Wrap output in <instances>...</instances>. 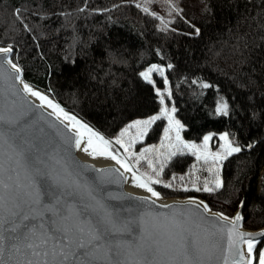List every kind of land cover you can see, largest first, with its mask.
Returning a JSON list of instances; mask_svg holds the SVG:
<instances>
[{
	"label": "trees",
	"instance_id": "obj_1",
	"mask_svg": "<svg viewBox=\"0 0 264 264\" xmlns=\"http://www.w3.org/2000/svg\"><path fill=\"white\" fill-rule=\"evenodd\" d=\"M142 1L0 0V46L12 48L27 83L105 136L158 111L156 87L163 82L140 73L162 65L183 137L227 131L241 151L221 161L222 187L213 192L184 191V184L160 189L201 196L225 214L241 204L243 225L263 226L264 0H174L182 12L164 24L162 15L142 10ZM221 100L227 115L216 111ZM163 125L156 120L147 140ZM166 167L179 181L205 179L188 152L176 153Z\"/></svg>",
	"mask_w": 264,
	"mask_h": 264
},
{
	"label": "water",
	"instance_id": "obj_2",
	"mask_svg": "<svg viewBox=\"0 0 264 264\" xmlns=\"http://www.w3.org/2000/svg\"><path fill=\"white\" fill-rule=\"evenodd\" d=\"M6 47L9 46H0ZM11 54L12 51L7 55L0 53V115L5 118L0 121V161L3 162L0 179L10 186H21L18 193L12 194L23 195L32 165L38 160L43 161L49 167H55L70 185L68 203L85 212L100 226L102 233L106 230L102 223L106 212L111 213L119 224L127 225V231L109 232L104 236L89 257L93 264H135L136 261L140 264H183L185 258L193 264H224L225 256L230 255L227 236L230 224L213 216L223 212L210 208L207 201L199 197H194L196 202L203 201L211 212L202 207L198 209L196 204H187L193 196L164 200L130 190L120 166L98 164L80 156L75 146L76 130L65 127L68 122L63 117L57 119L52 110L23 91L21 68L16 64L20 69L17 74L7 63L12 61ZM17 75L20 80L16 79ZM4 195L7 198L9 190H5ZM223 214L230 219L239 214L240 231L264 232V225L258 228L243 225L241 204L231 216ZM192 236L199 241L198 250L190 248L185 253L179 241L182 237ZM252 239L257 246L264 240V235H253ZM20 248L17 252L6 244L0 261L26 264L31 260L35 264L47 260L49 264H59L63 260L62 256L51 254V246L47 256L33 255L23 243ZM237 248L247 255L246 244H238ZM39 251L43 253L45 249ZM252 259L254 263L255 249Z\"/></svg>",
	"mask_w": 264,
	"mask_h": 264
},
{
	"label": "snow or ice",
	"instance_id": "obj_3",
	"mask_svg": "<svg viewBox=\"0 0 264 264\" xmlns=\"http://www.w3.org/2000/svg\"><path fill=\"white\" fill-rule=\"evenodd\" d=\"M141 7L140 4L136 5ZM169 7L171 11L180 14L182 9H179L169 0ZM142 10L146 13L149 12L148 7H143ZM19 14V13H17ZM151 15L156 16L155 13ZM162 24L164 20L162 17ZM169 21L168 23H170ZM196 33L199 34V29H196ZM12 51L11 47L0 48V53L7 55ZM11 65L12 69L18 74L20 72L19 67L12 63L11 60L7 61ZM171 67V65H169ZM154 71H159L161 74L163 70L153 65L150 69L140 73V75L151 82L150 74ZM17 80H20V76H16ZM23 83V81H21ZM167 84V80H165ZM202 87H209L208 84H203ZM167 90V89H165ZM23 91L30 93L32 96L37 97L41 105H47L53 110L57 119L63 117L69 123L65 127L75 129V146L81 147V139L85 132L88 133L87 144L84 146V151L91 155L107 156L114 160L125 171L132 172V168L129 166L127 156L125 159H120L118 155L114 154L110 148L112 141L106 140L102 135L94 132L88 125L83 124L74 115H70L59 104L54 103L47 96L43 95L39 91L33 90L27 83H23ZM157 94L161 96L160 103L164 105L163 94L157 89ZM216 111L227 115V104H221L217 107ZM175 112V108L169 110L166 107L160 108V114L149 117L145 120H136L128 124L121 130L120 135L116 137L115 144L124 149L128 156H135L137 163L141 159L145 158L146 153L155 151L157 158L161 155L159 148H144L141 149L139 155L129 151L132 145L137 140L143 139L147 133L149 127L162 116L168 120V127L164 129L165 136L162 138L161 148H167V158L176 155L177 151L183 149H189L196 156L197 160L203 159L205 163L211 161L212 166L208 168V172L214 176V179L203 181V188L197 186V180L190 181L192 184V190L213 192L222 187V181L219 176V169L216 167L222 160L233 153L240 152L241 149L237 146H233L231 141L228 140L227 135H222L221 140L225 141L221 145V151L211 152L207 149V143L210 139L209 136L204 137L203 151L200 146L195 144L185 143L181 136L180 130L183 125L175 120L172 113ZM5 118L0 115V121ZM11 122V121H10ZM137 129L135 136H129L130 129ZM175 133V142L165 144L163 141H171L172 137L169 133ZM125 137H128L125 140ZM2 139V136H0ZM172 149H175L173 151ZM18 155H21L18 153ZM148 167L155 171L152 160H148ZM163 170V162H161L160 171ZM160 171L155 172L157 178H153L151 175H147V178L137 177L133 172V183L135 186L146 189L154 197H159L160 193L155 191L152 184H160L162 181L158 179ZM3 172V162L0 161V173ZM180 180L183 181L184 177L181 176ZM165 187H172V185L165 184ZM20 185L10 186L0 179V254L3 253L6 244H10L11 247L19 252L21 250L20 244L23 243L24 247L31 250L32 254L39 256L49 255L48 248L51 246V254L53 256L59 255L63 257V260L59 264H93L89 257L92 255L93 250L99 247V242L104 238L107 233H118L121 231L129 230L127 225L119 224L109 212H106L102 223L106 226L105 232H101L100 226L94 223L85 212L75 209L74 205H71L67 201V197L71 195L69 192L70 185L67 183L65 177L56 170L55 167H49L43 161H37L32 165L29 175L27 177V183L24 185L23 195L12 194L20 191ZM184 191H188L186 185H182ZM9 190L10 195L6 198L4 191ZM187 204H196V207L203 208L205 211L211 212L208 205L200 201L196 202L194 197H190ZM243 203V202H242ZM161 207H172L170 205H161ZM214 218L219 221H228L230 227L227 228L228 236V249L230 255H226L224 258V264H253V252L256 248V241L252 239L253 235H264L261 233H248L240 231L238 225L241 221V216L237 214L234 218H229L223 213H214ZM223 230V229H221ZM180 247L184 249L185 253L191 249L198 250L199 241L195 236L191 238L182 237L179 241ZM238 244H246L247 255L237 248ZM45 249L43 253L39 249ZM71 257V260L69 259ZM0 264H3L0 261ZM26 264H34L29 260ZM35 264H49L47 260L40 262L36 261ZM135 264H140L136 261ZM174 264V262H173ZM183 264H193V262L185 258ZM258 264H264V250L258 252Z\"/></svg>",
	"mask_w": 264,
	"mask_h": 264
},
{
	"label": "rangeland",
	"instance_id": "obj_4",
	"mask_svg": "<svg viewBox=\"0 0 264 264\" xmlns=\"http://www.w3.org/2000/svg\"><path fill=\"white\" fill-rule=\"evenodd\" d=\"M174 2L175 1L172 0V3H174ZM141 3H142L141 5H143L144 7H148L149 10H153L154 12L158 13L159 15H162L163 19L166 20V21H169V19L176 13V12L170 10L169 0H143ZM153 65H155L158 68H160V69L163 70V73L162 74L159 71L152 72L150 74V80H151V82H155V79H158V80L161 79V81L163 82V86L156 87V91H157V89H159L160 92L163 94V98H164V105H161V103H160V107H159L158 111L155 112L154 114H152L150 116H146V117L133 118L132 120L126 122L123 126H121L111 136H105L104 134L98 132L93 127H91L90 125H88L86 122H83L81 119H79L76 115H74L70 111H68V112H70L71 114H73L83 124L88 125V127H90L94 132H97L100 135H102L106 140L112 141L110 150L114 154L118 155L119 158L122 159V160L125 159V157L127 156V161L126 162L132 168V172H135V174H136L137 177H142V178L146 179L147 178V175H151L153 178H157L155 176V172L156 171H160L161 162H163V170L160 171V176L158 177V179H160L162 181V183H160V184H152L151 186L158 193H160L163 197H167V198H170V197H183V196H167V195H164V193L161 190V189L169 190L168 187H165L164 186L165 184H169V183L173 187H175V188L178 187V186H180V184H184L186 186H192V184L190 183V181L193 180V179H196V177H197V175H195V174H194L193 177L192 176L189 177V176H186L185 175V176H183L184 177V180L183 181H181V180L179 181L177 179H174L172 177V175H169V171H168V167H166V163L173 156H171L170 158H167V152L169 150L167 148H161L160 147V145L162 143V138L165 136L164 129L166 127H168V120H167L166 117H163V116L161 117V119H163V121H164V125L162 127V130H161L160 135L156 139H149V140H147V135H148L149 130L152 128L151 127L153 125L152 124L149 127L147 133L144 135L143 139L137 140V142L134 145H132L131 148L129 149L130 152L139 155L140 152H141V149H144V148H159V151L161 153V155L159 156V158H157V153L155 151H153V152H150V153H146L145 154V158L144 159H141L139 161V163H137L135 156H128V154L125 153V151H124L123 148H121L119 145L115 144L116 137H118L120 135L121 130L124 129L128 124H130V123H132L133 121H136V120H145V119H148L151 116L159 115L160 114V108L162 106L168 108L169 110H171L172 108H175V106L173 105V103L171 101V98H170V89H169V86H168V84H165V80H167V79L164 77V72H165L164 71V67L162 65H158V64H150L145 69H143L142 72L147 71ZM165 89H167V90H165ZM160 100H161V96L159 95V101ZM221 104H226V103L223 100H221L220 102H218V104L216 106V109ZM172 115L174 116L175 120H178L179 121V119L177 118L175 112H173ZM183 127H184V125H183ZM182 129L180 130V136H181L182 140L185 143L195 144L197 146H200L201 151H203L204 137L205 136H209L210 137V139L208 140V143H207V149H208V151H211V152L221 151V145L224 144L225 141L221 140L220 137L222 135H225V134L227 135L228 140L231 141V143L233 144V146H237L238 147V145L234 141L233 136H231V134L229 132H227V131H221V132H218V133L213 132V131H208L200 139L194 140V139H186V138H184L183 135H182ZM136 133H137V129H135V128L129 130V136H135ZM169 135L172 137V140L171 141H167V140L163 141L165 144H168L170 142H172V143L175 142V133L174 132H171V133H169ZM127 139H128V137H125V140H127ZM172 150L175 151V149H172ZM179 152H188V153L193 154L192 151H190L189 149H186V148L183 149L182 151H177L176 153H179ZM148 160H152L153 165H154V168H155V171L153 169H150L148 167ZM195 160H196V163L199 164L202 167V169L200 171H201V173H204L205 174V179H208V180L214 179V176L208 172V168L212 166L211 161L209 160L208 163H205V161L203 159L197 160L196 156H195ZM220 163L217 164V166H216L218 169L220 167ZM143 174H147V175H143ZM198 177L200 178V175ZM197 186L200 187V188H203L202 180H199V179L197 180ZM259 188H260V186H259ZM196 197L202 198L201 196H197V195H196ZM226 215L231 216V214H226ZM256 247H258V249H257V252L255 254V260H254V263L253 264H258V252H259V250H264V240H262Z\"/></svg>",
	"mask_w": 264,
	"mask_h": 264
},
{
	"label": "bare ground",
	"instance_id": "obj_5",
	"mask_svg": "<svg viewBox=\"0 0 264 264\" xmlns=\"http://www.w3.org/2000/svg\"><path fill=\"white\" fill-rule=\"evenodd\" d=\"M23 83H27L25 80H23ZM22 83V85H23ZM33 90L35 91H39L40 93H42L43 95L47 96L50 100H52L54 103L56 104H59L58 102H56L52 97H50L49 95H47L46 93H44L43 91L33 87L32 85H30L29 83H27ZM30 94V93H29ZM31 95V94H30ZM34 97V96H33ZM35 99H37L38 101H40L37 97H34ZM60 105V104H59ZM46 107H48L46 104H45ZM61 108H63L61 105H60ZM50 110H52L50 107H48ZM64 109V108H63ZM65 110V109H64ZM53 111V110H52ZM66 111V110H65ZM67 113H69L68 111H66ZM70 115H73L71 113H69ZM66 122H68L67 120H65ZM69 123V122H68ZM87 139H88V133L85 132L83 138L81 139V147L78 148V153L80 154V156L86 158V159H89L95 163H98V164H102V163H114V164H117L114 160H112L110 157H107V156H100V155H91L89 154L91 152V149H89V153H86L84 151V146L87 144ZM118 165V164H117ZM120 166V165H118ZM122 168V167H121ZM124 170V168H122ZM125 174H126V185L128 187V189L130 190H134L136 192H140V193H145V194H149L151 195V193H149L146 189L144 188H140V187H137L134 185L133 183V172H128V171H125ZM154 189V188H153ZM155 190V189H154ZM156 191V190H155ZM152 196V195H151ZM154 197V196H153ZM193 197H196V196H193ZM157 199H164V200H169V199H176L178 197H170V198H167V197H163L161 194L159 197H155ZM200 198V197H199ZM210 207V206H209ZM211 208V207H210ZM245 250H247V246L245 248Z\"/></svg>",
	"mask_w": 264,
	"mask_h": 264
}]
</instances>
